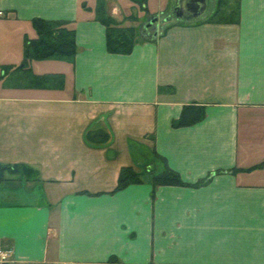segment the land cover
Segmentation results:
<instances>
[{"label":"crops","instance_id":"crops-1","mask_svg":"<svg viewBox=\"0 0 264 264\" xmlns=\"http://www.w3.org/2000/svg\"><path fill=\"white\" fill-rule=\"evenodd\" d=\"M104 1L140 27L177 2L151 13ZM215 3L124 54L107 48L98 0H0V66L23 62L34 17L71 21L77 44L71 59L30 63L63 74L61 87L20 68L2 77L0 163L19 168L0 179V264H264V0H240L239 23L205 21ZM192 103L205 116L174 126ZM98 128L107 142L86 138ZM166 165L210 179L154 186ZM124 166L143 182L114 191Z\"/></svg>","mask_w":264,"mask_h":264},{"label":"trees","instance_id":"trees-1","mask_svg":"<svg viewBox=\"0 0 264 264\" xmlns=\"http://www.w3.org/2000/svg\"><path fill=\"white\" fill-rule=\"evenodd\" d=\"M134 6L137 4L141 10L146 11L147 0H132ZM229 0H218V7L214 14L205 21L217 23H238L240 20V1L236 4L231 12H225V5ZM97 12L99 19L106 25L107 48L110 52L130 53L139 40H150L151 38H141L138 26L124 25L109 15L105 8V1L98 0ZM126 19L138 20L134 13ZM71 21L65 19H46L34 17L32 19L33 27L37 35L35 37L26 36L23 47V62L19 66L1 65L0 74L5 75L11 69L20 68L25 72V77L29 84L37 87L56 86L61 87L64 84L63 74L38 75L32 71L31 61L48 58H72L76 54L77 44L75 38V29L70 25ZM163 88H160L162 90ZM206 114L204 105L187 104L183 107L179 118L173 120L174 126L190 125L201 120ZM86 138L91 143L101 144L109 140L110 134L103 128L91 129L87 132ZM18 165H8L0 163V179L3 177L4 170H17ZM210 176L202 178L195 183L185 182L180 174L168 165L159 172L155 173L152 178L154 186L159 185H194L199 186L206 183ZM143 182L141 172H138L133 166L122 167L118 183L114 191L121 190L126 186L134 183ZM119 261L116 256L110 258V262Z\"/></svg>","mask_w":264,"mask_h":264},{"label":"rangeland","instance_id":"rangeland-1","mask_svg":"<svg viewBox=\"0 0 264 264\" xmlns=\"http://www.w3.org/2000/svg\"><path fill=\"white\" fill-rule=\"evenodd\" d=\"M210 1L211 0H209V2H208L209 6H210ZM215 1H216V3L214 5L212 4L211 14L209 15V17H207V19H209L214 14V12L216 11V9L218 7V0H215ZM132 3L134 4L133 1H132ZM237 3H238V0H229L228 3H227V5H225V7H224V9L226 10L225 12H227V13L228 12H231V10H233L234 7H236V4ZM170 5H171V0H147V3H146V11H151V13H153V12H156V10L158 9V12H160V11L164 10L168 6L171 7ZM135 6H136L137 11H142L141 8H140V6H138L137 4ZM239 6H240V18H241V3H240ZM175 19H178L179 21H183L182 18H178V16L175 13V10L173 8L172 9L169 8L168 16L167 17L165 15L160 16L158 18V20H157V22L161 24L160 31H163V29H165V27L168 24L174 23L173 21ZM144 20H146V19H144ZM193 20H196V19L193 18ZM167 22H168V24H167ZM239 22H240V20H239ZM139 27H140V25L138 26V29H139ZM156 32L158 33V30L157 29H156ZM156 32L155 33L153 32V33H150V34H145V33L143 34V33L140 32L143 35V36H141V34H140V37L141 38H145V37L146 38L156 37V35H157ZM21 64H22V62L19 65H21ZM11 70H13V69H11ZM2 77H4V75L0 74V91H1V86L4 83L3 80H2ZM20 81H23V79H21Z\"/></svg>","mask_w":264,"mask_h":264},{"label":"water","instance_id":"water-1","mask_svg":"<svg viewBox=\"0 0 264 264\" xmlns=\"http://www.w3.org/2000/svg\"><path fill=\"white\" fill-rule=\"evenodd\" d=\"M174 7L179 18H197L206 12L208 0H177ZM154 19L158 20V17L154 16Z\"/></svg>","mask_w":264,"mask_h":264},{"label":"flooded vegetation","instance_id":"flooded-vegetation-1","mask_svg":"<svg viewBox=\"0 0 264 264\" xmlns=\"http://www.w3.org/2000/svg\"><path fill=\"white\" fill-rule=\"evenodd\" d=\"M157 20L154 19V16H148L146 21L141 25L140 32L145 34L155 33L158 27ZM140 33V34H141ZM142 35V34H141Z\"/></svg>","mask_w":264,"mask_h":264},{"label":"built area","instance_id":"built-area-1","mask_svg":"<svg viewBox=\"0 0 264 264\" xmlns=\"http://www.w3.org/2000/svg\"><path fill=\"white\" fill-rule=\"evenodd\" d=\"M4 12L0 11V15H2ZM11 257V251L10 250H2L0 249V262H8L10 261Z\"/></svg>","mask_w":264,"mask_h":264}]
</instances>
